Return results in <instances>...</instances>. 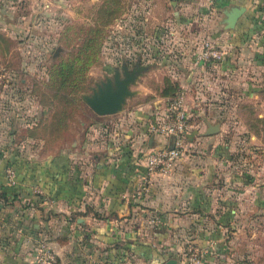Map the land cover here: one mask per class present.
I'll use <instances>...</instances> for the list:
<instances>
[{
  "label": "rangeland",
  "instance_id": "374dc122",
  "mask_svg": "<svg viewBox=\"0 0 264 264\" xmlns=\"http://www.w3.org/2000/svg\"><path fill=\"white\" fill-rule=\"evenodd\" d=\"M10 1L17 4L16 17L20 18L14 56L0 66L9 75L4 76L0 91V165L14 170L17 166L21 179L28 172L33 179L28 189L38 199L54 197L60 157L63 165H75L72 157L80 165L93 157L94 164L143 165L148 137H154L152 145L159 141L150 125L180 87L188 117L185 141L189 144L172 168L228 165L226 177L237 174L244 182L250 178L263 181L258 191L264 193V75L248 71L237 77L228 70L220 72L218 66L225 60L233 64L230 56L224 58L230 46L219 45L223 51L219 61L198 64L205 70L210 67L203 69L206 73L190 67L183 51L194 49L198 42L185 46L180 33V39L171 35L167 0H1ZM57 46L59 50L53 55ZM123 67L139 68L135 80L128 84L135 92L125 97L119 110L95 113L82 95H89L114 69L122 76ZM173 67L179 69V77L176 70L171 72ZM185 77L192 82L190 89L175 84L174 79ZM233 81H238L239 89ZM235 100L237 115L232 118ZM217 103L224 104L219 107L228 115L224 131L219 129L221 122L214 121L207 122L206 129L215 124V131L205 129L200 134V127H193L199 114L192 113L210 110H202L204 107L214 110ZM208 135L216 137L206 138ZM69 151L78 155L70 156ZM133 191L120 200L126 204ZM260 204L249 226L264 242V206ZM142 234L137 250L128 246L122 254L126 262L137 254V264H159L167 257L179 258L190 243L167 250L163 245L168 235L149 229ZM127 237L134 235L128 233Z\"/></svg>",
  "mask_w": 264,
  "mask_h": 264
},
{
  "label": "crops",
  "instance_id": "0c3cea01",
  "mask_svg": "<svg viewBox=\"0 0 264 264\" xmlns=\"http://www.w3.org/2000/svg\"><path fill=\"white\" fill-rule=\"evenodd\" d=\"M166 4L171 35L182 38L185 46L201 38L230 46V53L227 51L224 58L230 56L233 64L225 60L218 66L220 72L228 70L237 77L248 71L264 75V0H167ZM233 4L244 6V10L232 28L224 29L223 10ZM16 6L14 1L0 0V66L15 53L16 25L20 18L16 17ZM197 48L198 45L186 48L184 59L190 67L202 72L205 68L193 61ZM175 70L179 77V69L171 68V72ZM174 80L188 89L192 84L189 77ZM237 82L231 84L239 89ZM216 98L219 102L223 100L220 94ZM223 105L215 104L218 107L214 110L204 107L202 110L210 109L204 113L191 112L199 114L193 127H200L202 134L207 122L220 121L219 129L224 131L228 115L219 107ZM236 107L235 100L232 118L237 115ZM211 136L216 137L206 138ZM153 140L151 137L150 142ZM68 154L74 156L78 152ZM72 158L77 165H63V158L59 159L52 199H38L28 189L33 179L28 172L21 179L17 166L14 171L17 181L9 185L4 171L9 165H0V264H27L39 238L48 241L58 264H137V254L129 262L122 254L128 246L137 250V243L143 241L142 232L147 229L168 235L163 245L167 250L186 241L196 244L211 241L204 264H264L261 234L249 226L260 203L264 206V193L258 191L263 181L250 178L244 182L237 174L226 177L228 165H176L169 174L148 175L147 189L137 193L144 183L143 165H103L102 161L95 165L94 157L86 165H80L79 160ZM131 190L137 195L133 191L132 198L124 204L120 198ZM154 218L161 223L157 225ZM128 233L134 237H127ZM175 235L183 239L177 240Z\"/></svg>",
  "mask_w": 264,
  "mask_h": 264
},
{
  "label": "built area",
  "instance_id": "2783aa9c",
  "mask_svg": "<svg viewBox=\"0 0 264 264\" xmlns=\"http://www.w3.org/2000/svg\"><path fill=\"white\" fill-rule=\"evenodd\" d=\"M222 57L223 51L217 43L201 38L193 54V61L197 64L213 63ZM4 76L9 75L0 67V91L5 84L3 83ZM156 118L150 125V129L154 130L159 141L143 151L142 162L145 175L142 177V182L144 183L136 191L137 193L147 189L148 175L155 172H168L185 149L188 117L182 87L168 99L162 115ZM4 171L6 182L13 185L15 183L13 168L6 166ZM154 221H158L157 218H154ZM211 246V241L203 244L190 242L181 251L179 258H176L177 264H204L205 255L210 251ZM27 264H58L56 254L46 239H37Z\"/></svg>",
  "mask_w": 264,
  "mask_h": 264
},
{
  "label": "water",
  "instance_id": "95a60500",
  "mask_svg": "<svg viewBox=\"0 0 264 264\" xmlns=\"http://www.w3.org/2000/svg\"><path fill=\"white\" fill-rule=\"evenodd\" d=\"M244 10V6L233 4L223 10V23L226 28H232L236 18ZM59 47H55L53 55L57 53ZM139 68H122V76L117 69H114L111 77L105 76L104 80L95 84L89 95H82L84 101L97 114L113 113L121 108L126 96L132 95L135 91L130 90L128 84L135 80ZM217 129L215 124L208 125L206 132H212ZM150 138L148 145H151ZM171 138V136H170ZM159 264H177L175 257H167Z\"/></svg>",
  "mask_w": 264,
  "mask_h": 264
},
{
  "label": "trees",
  "instance_id": "16d2710c",
  "mask_svg": "<svg viewBox=\"0 0 264 264\" xmlns=\"http://www.w3.org/2000/svg\"><path fill=\"white\" fill-rule=\"evenodd\" d=\"M58 163H60V161H58ZM12 168H13V167H12ZM14 171H15V170H14ZM14 179H15V173H14ZM15 182H16V180H15ZM14 184H15V183H14ZM14 184H13V185H14Z\"/></svg>",
  "mask_w": 264,
  "mask_h": 264
}]
</instances>
